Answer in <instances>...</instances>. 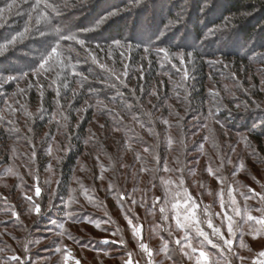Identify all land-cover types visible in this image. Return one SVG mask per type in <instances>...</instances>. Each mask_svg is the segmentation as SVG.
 <instances>
[{
  "label": "trees",
  "instance_id": "trees-1",
  "mask_svg": "<svg viewBox=\"0 0 264 264\" xmlns=\"http://www.w3.org/2000/svg\"><path fill=\"white\" fill-rule=\"evenodd\" d=\"M7 2L10 0H0V7ZM50 2L61 13L52 14L54 26L72 32L91 27L107 11L129 4V0ZM29 8L30 2H20L12 14L6 13L0 19V42L23 29ZM127 18L137 22L130 33L125 31L123 20L98 32H79L86 46L93 54L96 51L95 55L108 68L120 74L125 65L129 66L128 75L120 77L127 87L94 63L79 45H74L76 52L70 53V59L80 75H74L70 67H53L39 77L31 75L38 63L36 53L45 43L36 32L14 50L0 55V73H29L18 81L0 83V136L11 142L24 140L26 149L35 151L34 176L25 179L34 178L42 190L49 188L43 172L53 168L57 176L54 195L59 197L69 195L77 165L90 164L89 173L94 177L99 173L103 183L125 193L129 192L127 177L133 170L135 180L138 178V224L150 242L148 230L153 222L158 225V236L166 238L168 231L176 232L173 214L166 211L163 217L158 212L159 208L170 206L172 192H186L187 199L199 205L200 219L206 218L207 208L212 221L218 223L221 200L225 206V194L233 185L218 188L210 180L225 183L234 175L239 180L264 173V135L259 129L251 131L253 121L264 118V0H144L143 6ZM177 19V26L165 31V25ZM228 22L234 24L231 33L222 37L217 32L215 37H208L213 35L210 29ZM38 27L51 34V28L43 24ZM162 32L164 35L157 40ZM113 38L130 42L132 50L113 48L118 50L114 57L113 50L109 53L107 47ZM231 41L242 48L222 47ZM97 43L103 50L96 48ZM145 47L152 50L145 53ZM157 47L168 48L172 53L193 51L195 57L183 66L175 57L169 63L163 53H156ZM185 68L189 75L186 81ZM57 89L61 94L59 105ZM153 91L156 95H152ZM98 100L103 103L98 104ZM82 108L86 110L79 111ZM210 110L214 117H209ZM116 127L118 131L114 130ZM244 135L248 136L247 142ZM168 137L173 141L171 146ZM145 148L149 151L145 152ZM123 161L129 165L122 167ZM135 161L138 165L134 167ZM108 172L122 178L111 183ZM164 179L166 184L161 182ZM106 187L96 193L107 195ZM239 187L242 188L236 183L235 188ZM156 196L160 197L158 202L154 201ZM20 198L18 195L15 199L19 202ZM126 208L122 206L121 211L127 215ZM150 210L156 214L153 220L147 216ZM32 214L29 212L30 220L25 218L26 233L27 228H33Z\"/></svg>",
  "mask_w": 264,
  "mask_h": 264
},
{
  "label": "rangeland",
  "instance_id": "rangeland-1",
  "mask_svg": "<svg viewBox=\"0 0 264 264\" xmlns=\"http://www.w3.org/2000/svg\"><path fill=\"white\" fill-rule=\"evenodd\" d=\"M210 3L206 2V4ZM176 26L177 24L174 27ZM233 27L234 24L225 23V25L216 28L220 30L216 31L215 34L219 32L217 35L227 36L231 33ZM215 34L208 37H215ZM227 46L242 48L233 41L222 47L226 48ZM115 52H118V50H113L114 57ZM2 139L0 136V246L3 249L1 251L2 261H9V264H12L9 258L15 255L19 256L25 264H64L63 255L70 251L71 258L67 261V264H76V260H79L80 264H124V261L128 260V253L130 252L132 253V264H148L149 257L138 247V241L142 240L153 252V264H195L194 258L189 260L181 252L180 245L176 249L177 244L175 243L177 239H181L186 234L193 237L194 245L198 244L200 239L196 237L192 229H189L186 233L176 226L174 217L178 215L183 220L186 214L185 209H187L190 202L187 199L186 192H172L170 194L171 198H169L170 206L166 208V211L173 214L171 220L174 221L176 232L168 231L167 239L158 236L156 234L158 225L153 222L152 225L150 224L151 229L148 230L149 237L151 236V241L148 242L143 236L142 228L139 236L133 235L132 227L125 219L126 213L121 211L122 206H127V217L132 220L134 226L139 225L138 206L136 207L133 204V200H138V178L135 180L133 170L130 171L131 173L127 177L129 192L125 193L124 191H117L116 188L115 190L113 187L110 188L111 184L106 185L103 183L99 173L95 177L89 173L90 164L77 165L70 184L69 195L59 197L56 195L57 193L54 195L57 180L56 173L52 171L53 168H48L43 172V177L45 178V185H48L49 188L48 190L41 189V195L37 197L35 188L38 184L34 178L32 179L37 164L33 163V152L26 149L27 142L21 140L18 143ZM8 147L13 148L15 152L9 150ZM127 165L129 164L123 161L122 167ZM136 165H138L137 161L132 163V166L135 167ZM28 175L32 176L30 177L32 180L25 179L29 177ZM107 178L110 179L111 183H115L122 176L117 177L114 173L108 172ZM210 181L214 182L218 188L232 184L233 187L230 186L232 196L228 195L229 191L225 192L227 199L225 208L231 207V199L235 198L236 205L234 207H237L242 213L241 216H235L234 213L229 212L234 216L239 228L232 237V251L229 253L227 249L224 250L221 264L224 260L230 261L231 264H259V260L264 259V257H259V253L264 251V230H261V226L256 224L255 221H247V215L251 214L255 217L262 215V212L256 211V209H264V202L256 194H264V173L239 180L234 175L225 183L213 179ZM161 182L166 184L167 180L164 179ZM236 183H239L242 188L236 189ZM104 186H107V195L96 193L98 189L100 190ZM249 189L252 191H249ZM176 193H180L178 197H174ZM120 194L124 195V201L118 199ZM18 195H21L19 202L15 199ZM27 196H32L33 201L41 205L42 215L37 216L32 211L35 220L31 231L27 228L30 235L26 237L25 235H28V233L24 231V222L27 224L26 219H31V216L28 217V208L31 202L26 199ZM245 196L248 199H245ZM156 198L154 201L158 202ZM69 200L72 202L68 203ZM82 202H86V204L83 205ZM173 204L176 205V208L172 207ZM20 210H24V212L20 214ZM12 211L17 212L18 219L11 215ZM158 212L159 215L162 214L160 211ZM218 214V223L213 221L212 223L220 227L225 237L228 238L227 223L222 224L221 221L224 216L221 207L218 208ZM147 216L152 220L156 218L153 210H150ZM197 216L199 217L198 213ZM163 217H166V214ZM207 219V217L201 219L204 221L201 227L211 236V229L207 227ZM53 221L55 223H52ZM61 224L63 228L60 227ZM257 231L259 235L254 239L253 234ZM212 238L215 239V237ZM104 240H108L110 243H102ZM121 240L124 241L123 244L120 243ZM111 241H116V243H111ZM219 242L222 244V241ZM25 247H27V251H25ZM57 248H60L61 252H57ZM206 248L214 257L219 255L217 250L212 249L210 245H206ZM194 255H198V252ZM174 257L179 260L173 261ZM239 257H244V259L241 260Z\"/></svg>",
  "mask_w": 264,
  "mask_h": 264
},
{
  "label": "snow or ice",
  "instance_id": "snow-or-ice-1",
  "mask_svg": "<svg viewBox=\"0 0 264 264\" xmlns=\"http://www.w3.org/2000/svg\"><path fill=\"white\" fill-rule=\"evenodd\" d=\"M20 2L23 3H29L30 2V8L28 12L26 13L28 19L25 22V25L23 29L13 35H11L10 38H5L2 42H0V55H4L9 52V50H14L15 47L18 44L23 43L26 39L30 38L34 32L39 33V35L44 39L45 43L42 47V50H39L36 55L38 56V63L33 68L31 75L33 76H41L47 73L49 70H51L53 67L60 68L63 70L64 68H72L74 75H80L79 72L75 71V66L71 63L70 59V53L75 51L74 45H79L80 48L84 49L89 56H91L92 61L99 65L100 68L105 69L108 71L111 75L115 76L117 80H120V83L124 85V87H127V84L125 81L121 80L120 77L127 76L128 75V65H125L124 71L120 74H117L114 68H108L107 65L104 63H101L100 59L93 54V52L86 46V40L80 38L79 32H98L101 30L104 26L118 22L120 20H123L124 22V29L126 32H132L137 27V22L135 19H129L127 18L130 13L133 12L134 9H138L143 6L144 0H129V4L126 8H115L113 10L107 11L105 14H103L93 26L80 29L77 32H72L69 29H64L60 26H54L55 20L53 18L54 16L61 15L59 8L50 2V0H10V2L6 3L5 7H0V19H3L5 14H12L13 10L18 8V4ZM41 5L43 8H41ZM50 10V12L48 11ZM35 14V15H34ZM180 21L177 19L175 22H170L168 25H165V31L175 26V24H178ZM44 25L46 27L51 28V34L47 33L46 30L42 27H38L40 25ZM220 29H210L209 33L214 34L216 31ZM164 33L162 32L159 36L156 37L157 40L161 39V36H163ZM127 39L130 40V37H127ZM151 39V37H149ZM64 42H68L67 45H64ZM109 49V53L113 50V48H119V49H132V44L125 43L121 39H115L113 38L111 41V44L107 45ZM97 49L103 50L102 46L97 43L96 44ZM50 49V50H49ZM152 49L149 47L144 48V52L148 53ZM157 54L163 53V58L167 60L169 63L172 62V59L178 58L180 61V64L183 66L185 65L186 61L187 63H192L195 57V53L193 51H187V52H179V53H172L168 48L165 47H157L154 49ZM121 55H123V52H121ZM109 58L111 56L109 55ZM146 58V57H145ZM212 63H221V61H214ZM173 67H176L175 64H173ZM29 73L24 72L21 76L14 75V74H4L0 73V83H11L13 81H18L19 79L28 76ZM189 78L188 72L185 68L184 70V77L183 79L186 81ZM84 79H87V77H84ZM264 83V81H262ZM32 85L30 84L29 87ZM65 87L68 85L65 84ZM142 91V89H141ZM24 92L23 89L20 90V93L22 94ZM74 92V96H75ZM60 91L57 89L56 96L57 100L56 103L59 105V98H60ZM118 95H122L121 93H118ZM152 95H156V92L153 91ZM43 97V92H41V98ZM19 103V101H17ZM87 104V101L85 102ZM98 104H102V101H97ZM91 106V105H89ZM23 108L24 106L21 105ZM131 107V106H129ZM239 107V106H238ZM259 107V105H257ZM86 109L82 108L79 111H84ZM15 111V110H13ZM214 113L210 110L209 111V117H214ZM136 119V117H133ZM55 119V117H54ZM65 120H67V117H64ZM122 119V117H121ZM164 124H168L167 120L162 121ZM141 127L144 125L141 124ZM104 125H101V128H103ZM207 127V125H205ZM257 129H259V132L261 135H264V118H258L257 120L253 121L251 131L255 132ZM114 130H119L118 127L114 128ZM18 131V130H17ZM31 131V129H30ZM207 139V137H205ZM243 139L245 142L248 141V136L244 135ZM169 146L172 144L171 137H168L167 140ZM234 150V149H233ZM50 151V150H49ZM145 152H148L149 149L145 148ZM253 154H255V150H253ZM33 158H35V151L33 150ZM242 166V165H241ZM142 171L144 169H141ZM165 170L167 171V165H165ZM211 169H209V172L211 173ZM59 183V182H57ZM182 183V182H181ZM111 188V185L109 186ZM249 191H252L249 189ZM35 195L39 197L41 195V188L37 186L35 188ZM228 195L232 196V190L229 189ZM256 195H259L260 200L264 202V194L257 193ZM26 199L30 201L29 204V212L34 211L37 216L42 215V208L41 205L35 201H33L32 196H27ZM118 199L120 201H124L125 197L123 194H120L118 196ZM245 199H248L247 196H245ZM157 201L160 200L159 197L156 198ZM72 201L69 200L68 203H71ZM136 202L133 200V204ZM236 205L235 198L231 199V207L225 208L223 200H221V209L224 212V216L221 218L222 224L224 222L227 223V233L228 238L225 237L224 233L221 231L220 227H217L212 223V217L209 213V210L206 208L204 210V216H206L207 219V227L211 229V236L210 234L201 227V224L204 222L197 216V208L199 207L198 204L195 202H189L187 209H185L186 214L183 217V220L179 218L177 215L174 217L176 219V226L178 229H181L188 233L189 229H192L196 237L200 238L198 244H193V237L190 234H186L181 239H177L175 243L177 245H180V250L186 256L189 260H192L194 258L195 264H221V258L224 257V250L227 249L229 253L232 251V244L233 240L232 237L235 235L236 231L239 228V225H237L234 216L229 214V212H232L235 214V216H241L242 213L237 207H234ZM173 208H176V205H172ZM130 211V209H129ZM256 211L262 212V215L260 217L252 216L251 214L247 215V221H255L256 224L261 226V230H264V209H256ZM160 212L163 214L166 212L165 207L160 208ZM11 215L13 217H16L17 219L18 214L16 211H12ZM219 215V214H217ZM125 219L128 220L129 226L132 227L133 235L139 236L141 233V226L139 225H133L132 220L125 216ZM52 223H55L53 221ZM61 228H63V225H60ZM251 230V227H250ZM115 235V233H113ZM259 235V232H255L253 234V238L255 239L256 236ZM212 237H215L213 239ZM222 241V244L219 242ZM38 242V241H37ZM102 243H110L108 240L102 241ZM111 243H116V241H111ZM121 244L124 243L123 240L120 241ZM206 245H210L212 249L217 250V253L219 254L217 257H214L213 254L207 250ZM138 247L147 254L149 257L148 264H153V252L149 248V246L141 241H138ZM167 247V245H165ZM27 247H25V251H27ZM190 250V251H189ZM0 251H3V249H0ZM57 252H61L60 248L56 249ZM198 252V255H194ZM107 254V253H105ZM259 257H264V251H261L259 253ZM71 258V252H67L63 255V262L64 264H67V261ZM239 259L243 260L244 257H239ZM9 260L12 262V264H25V262L19 257V256H11ZM0 264H9V261H0ZM76 264H80L79 260H76ZM124 264H132V253H128V260L124 261ZM223 264H231L230 261L224 260ZM259 264H264V259L259 260Z\"/></svg>",
  "mask_w": 264,
  "mask_h": 264
}]
</instances>
